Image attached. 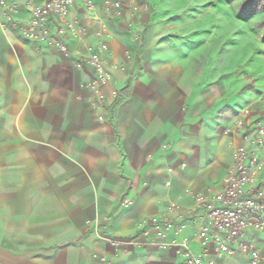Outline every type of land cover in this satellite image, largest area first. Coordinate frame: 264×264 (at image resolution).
<instances>
[{"label":"crops","instance_id":"obj_1","mask_svg":"<svg viewBox=\"0 0 264 264\" xmlns=\"http://www.w3.org/2000/svg\"><path fill=\"white\" fill-rule=\"evenodd\" d=\"M120 1L121 16L103 0L73 8L85 31L67 38L69 57L21 36L0 7V264H184L185 238L204 250L195 194L221 188L245 130L225 89L168 52L159 17ZM28 17L21 2L15 20ZM102 43L111 78L95 91V71L75 63ZM152 217L172 222L166 245L163 224L140 225ZM246 239L264 264V229Z\"/></svg>","mask_w":264,"mask_h":264},{"label":"built area","instance_id":"obj_2","mask_svg":"<svg viewBox=\"0 0 264 264\" xmlns=\"http://www.w3.org/2000/svg\"><path fill=\"white\" fill-rule=\"evenodd\" d=\"M21 2L27 7L29 17L17 22L15 14ZM96 2L97 0H0V7L4 23L16 28L21 36L69 57L73 53L67 38L85 31L78 27L77 19L71 17L72 10L76 6H82L92 12L96 8ZM103 5L106 11L117 16L123 13L124 7L120 0H103ZM106 49L107 45L102 43L97 50L79 57L75 63L79 68L90 67L95 71L96 76L89 83L95 91L111 78L106 69L107 61L101 54ZM117 93L115 91V95ZM237 127L245 130L243 142L237 144L232 151V163L223 177L221 188L215 191L210 189L207 194H195L196 205L205 209L204 215L196 223L197 235L204 250L200 254H194L186 248L189 239H183L180 245L185 248L184 264H206L211 254L223 256L237 252L248 253L249 264H260L262 260L259 249L246 239V235L249 229H264V184L257 181L258 174L264 169V124L261 121L240 119ZM168 212L178 215L182 228L185 219L181 206L172 205ZM148 224H163L158 237L166 245L172 222L152 217L144 219L140 225ZM178 232L177 230L175 234ZM173 242L179 244L176 239ZM208 264L213 262L209 261Z\"/></svg>","mask_w":264,"mask_h":264},{"label":"rangeland","instance_id":"obj_3","mask_svg":"<svg viewBox=\"0 0 264 264\" xmlns=\"http://www.w3.org/2000/svg\"><path fill=\"white\" fill-rule=\"evenodd\" d=\"M128 1V0H127ZM248 0H140L158 16L168 52L216 82L236 118L264 124V11L242 17ZM133 2V0H131Z\"/></svg>","mask_w":264,"mask_h":264},{"label":"trees","instance_id":"obj_4","mask_svg":"<svg viewBox=\"0 0 264 264\" xmlns=\"http://www.w3.org/2000/svg\"><path fill=\"white\" fill-rule=\"evenodd\" d=\"M259 11H264V0H248L242 11V17L249 18Z\"/></svg>","mask_w":264,"mask_h":264}]
</instances>
